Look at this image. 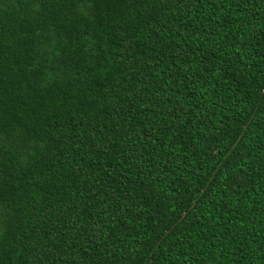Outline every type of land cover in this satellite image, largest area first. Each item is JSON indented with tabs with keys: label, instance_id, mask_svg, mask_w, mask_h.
Returning a JSON list of instances; mask_svg holds the SVG:
<instances>
[{
	"label": "trees",
	"instance_id": "1",
	"mask_svg": "<svg viewBox=\"0 0 264 264\" xmlns=\"http://www.w3.org/2000/svg\"><path fill=\"white\" fill-rule=\"evenodd\" d=\"M0 264H264V0H0Z\"/></svg>",
	"mask_w": 264,
	"mask_h": 264
}]
</instances>
